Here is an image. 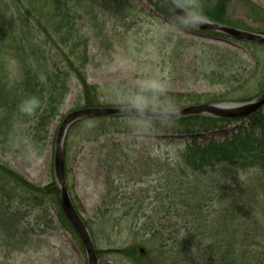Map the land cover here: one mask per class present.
Listing matches in <instances>:
<instances>
[{"label":"trees","instance_id":"16d2710c","mask_svg":"<svg viewBox=\"0 0 264 264\" xmlns=\"http://www.w3.org/2000/svg\"><path fill=\"white\" fill-rule=\"evenodd\" d=\"M198 1L204 2L200 6L210 20L251 31L230 19L231 0ZM241 1L253 18L264 21V9L248 0ZM147 2L161 16L170 20L174 17L175 13L164 1ZM131 3L128 0H0V133L5 140L12 138L15 145L22 146L26 140L33 144L46 142L47 128L70 95L73 81L80 89L76 109L121 107L120 101L126 95L139 94V86L125 87L122 81L110 85L91 83L86 68L91 62L92 38L107 52L114 53L120 47V38L130 29L127 14L132 12ZM85 29L88 31L84 32ZM120 48L131 52L126 45ZM119 92H123L121 96ZM32 96L40 99L41 107L33 116H27L18 106ZM216 99L175 93L160 97L171 101L177 111L222 98ZM262 110L242 118L191 115L136 131L129 128L121 115L82 119L70 127L63 141V153L66 157L73 130L84 135L81 146L110 133L133 135L160 130V133L174 132L189 137L181 142L165 138L163 143L167 146L160 143L159 147L160 160H152L160 172V210L145 213L142 222L146 241L151 244L150 253L160 254L162 264H264ZM233 122H240V126L222 141L211 137L201 142L193 137ZM120 155L127 157L124 152ZM222 162L229 167L222 168ZM250 166H259L260 172L239 182L233 169L246 170ZM226 177L231 183H224ZM53 181L45 186L30 184L20 173L0 162L1 241L9 242L17 236L22 215L20 210L8 208L15 203L34 209L49 200L60 225L74 231L62 209L58 185ZM72 201L79 213L77 201L73 198ZM84 222L92 237L96 236L94 225ZM125 253L129 251H122V257H129Z\"/></svg>","mask_w":264,"mask_h":264},{"label":"rangeland","instance_id":"374dc122","mask_svg":"<svg viewBox=\"0 0 264 264\" xmlns=\"http://www.w3.org/2000/svg\"><path fill=\"white\" fill-rule=\"evenodd\" d=\"M128 1L132 2V12H127L130 29L120 38V47L126 45L131 52L120 47L114 53L104 51L92 38L91 62L86 67L91 83L110 85L122 81L125 87H140L145 81L155 80L164 84L167 94L204 100L222 98L213 103L247 102L264 92L263 45L242 43L198 28L177 32L166 27L170 18L155 12L147 0ZM248 1L264 9V0ZM244 7L241 0H231L230 19L250 28V32L262 34V18H253ZM71 89L47 128L46 142L33 144L26 140L23 146L15 145V140H5L0 133V162L30 184L45 186L56 181L53 163L57 132L62 120L78 110L75 102L80 89L76 82H72ZM261 112L264 114V108ZM224 125L196 136L201 142L211 137L222 141L240 122ZM83 137L78 130L71 134L64 157L66 184L80 207L79 215L98 233L92 237L96 264H162L160 254L150 253L151 244L142 228L144 214L160 210V172L152 160H160L159 147L160 143L167 146L165 138L181 142L189 137L160 130L133 135L110 133L81 146ZM47 202L34 209L17 203L8 207L20 210L22 221L15 239L0 240V264H88L80 237L60 225L55 207ZM138 211L139 215L134 216ZM126 250L129 257H122L121 252Z\"/></svg>","mask_w":264,"mask_h":264},{"label":"water","instance_id":"95a60500","mask_svg":"<svg viewBox=\"0 0 264 264\" xmlns=\"http://www.w3.org/2000/svg\"><path fill=\"white\" fill-rule=\"evenodd\" d=\"M164 1L170 8L168 0ZM172 9V8H171ZM173 11V10H172ZM208 18V17H207ZM199 30L213 31L221 34L228 35L240 41L250 42L263 45L264 46V34H258L250 31H245L244 29H237L235 27L227 26L220 24L216 21L210 20L206 24L196 27ZM264 107V92L255 99H252L247 102H222V103H209L201 105H193L182 108L177 111V115L173 118L186 117L191 115H210L213 117H222V118H242L252 113L258 112L261 108ZM121 107H93V108H82L68 114L63 122L60 125V128L57 132L56 143H55V158H54V170L55 178L58 184L61 204L64 214L74 231L77 233V236L80 237V240L84 246L86 257L88 259V264H96L97 256L96 249L94 246V241L92 235L85 225L84 220L81 215H79L75 206L73 205L71 196L67 188V175L65 169V160H64V140L67 136L68 130L70 127L82 119H88L93 117H103V116H112V115H121ZM184 137V136H183ZM193 137H197L195 134ZM192 138V137H190ZM143 252V251H142Z\"/></svg>","mask_w":264,"mask_h":264},{"label":"clouds","instance_id":"9594fccd","mask_svg":"<svg viewBox=\"0 0 264 264\" xmlns=\"http://www.w3.org/2000/svg\"><path fill=\"white\" fill-rule=\"evenodd\" d=\"M174 17L166 27L177 32L199 27L208 22L198 0H168ZM165 86L159 81H145L140 86L139 94H128L121 101V116L132 130H148L154 124L161 125L170 122L176 115L177 110L171 101L160 100ZM19 110L27 116H33L41 107V101L37 97H28L18 106ZM221 167H229L226 162ZM239 182L248 176L260 172L259 166H250L246 170L233 169ZM225 182L231 183L228 178Z\"/></svg>","mask_w":264,"mask_h":264}]
</instances>
